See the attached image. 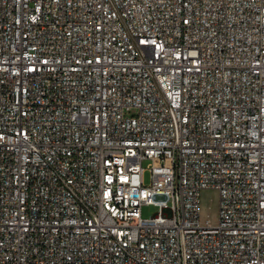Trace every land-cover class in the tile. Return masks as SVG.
Listing matches in <instances>:
<instances>
[{"label":"built area","instance_id":"built-area-1","mask_svg":"<svg viewBox=\"0 0 264 264\" xmlns=\"http://www.w3.org/2000/svg\"><path fill=\"white\" fill-rule=\"evenodd\" d=\"M0 264H264V0H0Z\"/></svg>","mask_w":264,"mask_h":264},{"label":"rangeland","instance_id":"rangeland-1","mask_svg":"<svg viewBox=\"0 0 264 264\" xmlns=\"http://www.w3.org/2000/svg\"><path fill=\"white\" fill-rule=\"evenodd\" d=\"M149 173L145 175L148 180ZM219 191L215 188H205L200 195V216L204 222L209 220L211 224H217L219 221ZM158 207L150 204L142 207L143 217H150L158 211Z\"/></svg>","mask_w":264,"mask_h":264}]
</instances>
